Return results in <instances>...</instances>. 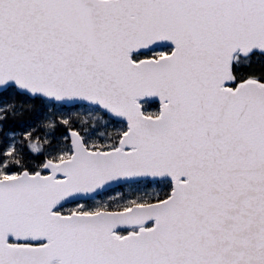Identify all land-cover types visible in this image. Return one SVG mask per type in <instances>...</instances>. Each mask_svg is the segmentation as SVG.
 <instances>
[{
    "label": "snow or ice",
    "instance_id": "snow-or-ice-1",
    "mask_svg": "<svg viewBox=\"0 0 264 264\" xmlns=\"http://www.w3.org/2000/svg\"><path fill=\"white\" fill-rule=\"evenodd\" d=\"M0 264H264V0H0Z\"/></svg>",
    "mask_w": 264,
    "mask_h": 264
}]
</instances>
